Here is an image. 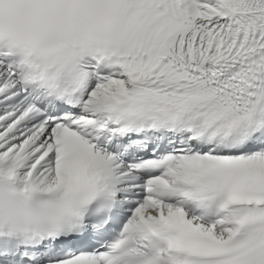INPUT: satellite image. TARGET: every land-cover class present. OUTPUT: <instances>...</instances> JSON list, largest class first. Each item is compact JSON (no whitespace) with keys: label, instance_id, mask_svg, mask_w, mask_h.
<instances>
[{"label":"snow or ice","instance_id":"snow-or-ice-1","mask_svg":"<svg viewBox=\"0 0 264 264\" xmlns=\"http://www.w3.org/2000/svg\"><path fill=\"white\" fill-rule=\"evenodd\" d=\"M0 264H264V0H0Z\"/></svg>","mask_w":264,"mask_h":264}]
</instances>
